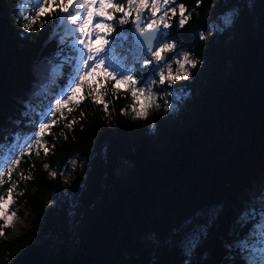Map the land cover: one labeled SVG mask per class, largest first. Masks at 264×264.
Listing matches in <instances>:
<instances>
[{"label":"trees","instance_id":"16d2710c","mask_svg":"<svg viewBox=\"0 0 264 264\" xmlns=\"http://www.w3.org/2000/svg\"><path fill=\"white\" fill-rule=\"evenodd\" d=\"M176 2L185 4L190 14L182 30L188 36L187 50L201 61L197 68L189 69L193 77L190 81L176 82L189 87L172 89L181 96L184 92L190 94L184 98L180 110L167 120L162 119L169 93L165 87L155 89L159 97L155 104L160 108L153 105L147 118L133 119L134 101L130 92H119V99L108 96V113L102 106L85 101L74 114L79 117L81 111L84 113L72 131L63 124L52 130L55 140L47 138L49 145L55 143L52 153L47 158L43 153L39 158L25 157L13 174L12 179L18 181L15 192L22 191L23 195L14 194L9 209L20 215L26 213L27 226L9 236V228L0 223L3 233L0 264H23L28 259L41 264H68L82 256L90 249L92 233L105 215L134 191L155 159L167 156L172 146L188 133L217 127L223 103L240 68L245 43L263 32L264 10L257 0H202L198 8L196 0ZM33 3V0H0V159L8 155L16 142L13 133L26 131V117L35 118L47 106L53 89L60 87L64 78V62L73 59L67 39L60 42L59 35L50 37L52 27L57 25L54 17L44 18L49 22L43 29L42 21H38L32 33L25 32L23 25L30 22L25 17L38 12ZM24 4L30 5L27 15L20 10ZM228 12L231 18L239 14L235 26L217 29L221 16ZM177 19L172 21L174 27ZM201 30L206 37L203 41L198 36ZM122 43L123 46L117 42L109 50L119 63L132 58L130 45L125 40ZM55 67L58 69L53 77ZM140 78L138 74L137 79ZM144 78L149 77L145 74ZM49 80L55 83L38 94L42 84ZM171 117L174 122L169 121ZM153 122H157L155 130L151 127ZM61 129L67 139L61 135ZM77 157L86 158L85 164L81 166L78 162L73 169L69 161ZM92 161L95 166L88 167ZM123 162L127 164L126 171L120 174L117 171ZM44 163L50 165L49 169L43 168ZM263 163L264 147L252 153L233 173L193 190L178 200L172 210L142 222L114 243L97 264H244L235 249L229 253L224 245L234 244L242 234L243 225L236 223L243 208L239 199L261 180ZM65 168L66 176L70 174L73 181L79 179L82 184L71 198L60 199L57 204L56 194L69 186L64 184L63 177L53 179L49 172ZM19 172L25 175L31 172L33 178L20 180ZM7 187L6 182L0 187V194L6 195ZM257 203H253L255 212L261 214L262 206ZM216 205L225 210L222 226L213 231L210 243L197 251V226L209 208ZM237 207L241 208L240 213ZM72 212L75 219L84 218L86 223L81 228L77 226V235L71 229ZM77 236L78 248L69 254ZM68 240L69 246L57 249V241Z\"/></svg>","mask_w":264,"mask_h":264},{"label":"snow or ice","instance_id":"6c2138e0","mask_svg":"<svg viewBox=\"0 0 264 264\" xmlns=\"http://www.w3.org/2000/svg\"><path fill=\"white\" fill-rule=\"evenodd\" d=\"M257 3L264 10V0H257ZM201 4L202 0H196L197 8ZM35 6L38 8L36 15L25 17L30 21L23 25L25 32L32 33L38 21H42L40 28L43 29L49 22L44 18L54 17L53 22L57 24V29L68 38L73 59L64 62V78L60 87L53 89L47 106L36 113L35 118L26 117V131L13 133L16 142L12 144L8 155L0 159V187L8 183L6 195L0 194V219L5 226H11L15 217L14 212L7 211L14 203V194L23 195L22 191L15 192L18 181L12 179L13 174L17 173L25 157L30 159L35 155L39 158L43 153L47 158L52 153L55 143L49 145L47 140L49 136L55 140L52 130L63 124L64 128L72 131L79 118L84 115L82 111L79 117L74 114L85 101L90 100L94 105L102 106L105 113H108V96L119 99V92H130L134 101L131 106L133 119L147 118L148 110L153 105L160 108L159 104H155L159 98L155 89L167 87L172 90L175 86L183 90L189 87L176 82L190 81L193 77L189 69H195L201 63L187 50L188 36L182 30L185 29L190 14L185 4H177L176 0H35ZM174 19H177L175 27L172 24ZM238 19L239 14L235 18L226 16L223 22L235 26ZM212 34L214 33H210ZM198 36L201 41L206 39L203 30ZM121 39L130 45L132 58L114 63L109 50ZM173 60L176 65L175 72L171 63ZM138 74L140 79H137ZM145 74L148 79L144 78ZM120 85H124V89ZM173 95L176 96L174 101ZM188 95V92L181 96L170 91L164 102L165 115L162 119L167 120L171 114L179 111ZM27 110L28 103L25 104V112ZM70 116L73 118L69 119ZM151 127L155 130L157 122H153ZM61 135L67 139L63 129ZM85 159L73 158L69 164L75 169L78 162L84 166ZM95 164L92 161L88 167H94ZM42 166L46 170L50 167L47 163ZM30 167L34 168V165ZM65 171L66 168L49 172L53 179L58 175L63 177L64 184L69 186L56 194L59 198L57 204L60 199L71 198L82 184L79 179L71 180L65 175ZM32 178L31 172L27 175L19 172L20 180ZM261 193L259 200L264 203V181L261 183ZM253 212L255 208L241 213L236 218V223L246 225L252 219ZM224 217L225 210L222 205L210 207L203 215L197 226V251L202 245L210 243L213 231L222 226ZM224 247L229 253L235 249L244 264H264V245L242 239L234 244H225Z\"/></svg>","mask_w":264,"mask_h":264},{"label":"water","instance_id":"95a60500","mask_svg":"<svg viewBox=\"0 0 264 264\" xmlns=\"http://www.w3.org/2000/svg\"><path fill=\"white\" fill-rule=\"evenodd\" d=\"M264 146L263 32L245 43L240 68L215 128L188 133L167 156L155 159L134 191L95 230L90 249L68 264H96L112 244L160 214L196 187L232 173ZM23 264H41L28 259Z\"/></svg>","mask_w":264,"mask_h":264},{"label":"rangeland","instance_id":"374dc122","mask_svg":"<svg viewBox=\"0 0 264 264\" xmlns=\"http://www.w3.org/2000/svg\"><path fill=\"white\" fill-rule=\"evenodd\" d=\"M229 17V18H231V15L228 13H226L225 15H222L221 16V18H220V24H219V26H217V29H219L220 27H225V26H228V25H226V24H224V18L225 17ZM171 63L172 64H175V62H174V60L173 61H171ZM175 67H176V65H175ZM174 69V68H173ZM176 93V95H181L180 93H178V92H175ZM174 96V100L176 99V96L175 95H173ZM173 100V101H174ZM169 121H171V122H174V117H171L170 118V120ZM178 143H176L174 146H172V148H171V150L170 151H172V150H174L175 149V146L177 145ZM264 147V146H263ZM262 147V148H263ZM261 149V148H260ZM260 149H258V150H260ZM264 164V163H263ZM126 166H127V164H125L124 162L123 163H120V169H118V173H120L121 171H126ZM127 168H129V167H127ZM262 169L264 170V166L262 167ZM234 172V171H233ZM264 172V171H263ZM146 173V172H145ZM120 174H125V173H120ZM69 176V178L71 179V180H73L72 178V176L69 174L68 175ZM260 177L262 178L261 179V182H260V186H261V183H262V181H264V173H262V175H260ZM259 191H261V188L259 189ZM182 197H184V196H182ZM181 197V198H182ZM180 198V199H181ZM179 199V200H180ZM177 202V201H176ZM175 202V203H176ZM175 203H173L169 208H167V209H165L163 212H161V213H164V212H167V211H170V210H172V208H173V206L175 205ZM7 211L9 212V213H12L13 211H12V209L10 210L9 208L7 209ZM20 212H21V210H20ZM15 213V212H14ZM160 213V214H161ZM71 215H72V218H71V229L73 230V232L77 235L78 233L76 232V231H78V229H77V226L79 227V228H81V227H83L84 225H86V223H85V220H84V218H82V219H75L74 217H73V212L71 213ZM147 220V219H146ZM146 220H144V221H146ZM144 221H142V222H144ZM141 222V223H142ZM0 223H1V225L2 226H5L4 224H3V220L2 219H0ZM27 226V215H26V213L24 214V213H22L21 212V215L19 214V213H15V217L13 218V222H12V224H11V226H6L7 228H9V230L11 231L10 232V234H9V236H11V235H13V233H16V232H18L19 230H21V229H23V228H25ZM138 226V225H137ZM136 227H134L132 230H130V232H128L124 237H126V236H128L134 229H135ZM95 233V232H94ZM94 233H92V240H93V236H94ZM247 234V233H246ZM123 237V238H124ZM122 238V239H123ZM121 239V240H122ZM243 239H246V240H249V238H247V237H244ZM79 240V238H78V236H77V239H76V241H74L75 243H73L72 244V248H73V250L72 249H70V253L69 254H71V252L72 251H75L77 248H78V246H77V241ZM91 240V241H92ZM251 240V239H250ZM252 241H254L257 245H264V244H262L261 243V241H257L256 239L255 240H252ZM68 242H69V240L67 241V243L66 242H59V241H57V249L59 248V247H65V246H69V244H68ZM53 243H55V242H53ZM74 253V252H73ZM77 253V252H76ZM75 253V254H76ZM74 255V254H73ZM78 258V257H77ZM76 259V258H75ZM75 259H73V260H75ZM32 260H34V259H32ZM73 260H71V261H73ZM70 261V262H71ZM37 262V261H36Z\"/></svg>","mask_w":264,"mask_h":264},{"label":"bare ground","instance_id":"6f19581e","mask_svg":"<svg viewBox=\"0 0 264 264\" xmlns=\"http://www.w3.org/2000/svg\"><path fill=\"white\" fill-rule=\"evenodd\" d=\"M235 171V170H234Z\"/></svg>","mask_w":264,"mask_h":264}]
</instances>
